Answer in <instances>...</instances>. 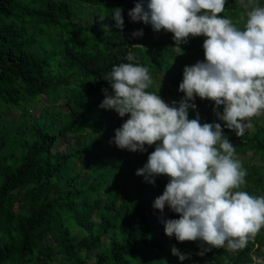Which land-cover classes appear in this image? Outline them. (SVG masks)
<instances>
[{
  "label": "trees",
  "instance_id": "obj_1",
  "mask_svg": "<svg viewBox=\"0 0 264 264\" xmlns=\"http://www.w3.org/2000/svg\"><path fill=\"white\" fill-rule=\"evenodd\" d=\"M76 1L0 0V264H252L251 255L264 257L263 228L237 252L199 255L207 245L169 237L165 222L180 214L154 207L169 177L153 184L136 174L155 145L120 149L115 129L130 114L100 107L102 89L112 91L103 78L129 62V52L153 81L158 75L147 91L179 102L184 68L204 59L206 37H189L179 54L173 33L153 39L149 24L131 19L137 0ZM115 8L123 10L122 31L111 18ZM220 15L235 21L244 9L226 0ZM191 103L190 119L199 113L202 124L221 123L236 156L246 157L240 190L264 196V125L253 117L240 137L218 119L214 101ZM60 141L68 146L56 149ZM173 246L188 258L181 261Z\"/></svg>",
  "mask_w": 264,
  "mask_h": 264
},
{
  "label": "clouds",
  "instance_id": "obj_2",
  "mask_svg": "<svg viewBox=\"0 0 264 264\" xmlns=\"http://www.w3.org/2000/svg\"><path fill=\"white\" fill-rule=\"evenodd\" d=\"M244 15L235 21L220 15L226 0H137L129 10L133 21L149 24L153 39L173 33L175 47L189 37L204 36V59L186 65L179 90L185 95L171 105L155 92L149 68L129 62L113 65L103 79L112 91L102 89L105 98L100 107L115 110L129 118L115 129L114 142L120 149L147 151L155 145L144 166L136 174L155 184L160 175L169 182L154 201L180 214L165 222V233L179 242L200 241L211 248L237 252L264 228V196L240 190L246 185L247 170L236 156L221 123H201L199 113L189 118L191 103L197 96L214 101L213 111L224 127L242 137L251 119L264 115V6L260 0H238ZM121 8L113 10L115 28H124ZM105 17H101L103 20ZM242 24V27L240 26ZM163 30V31H162ZM142 36L143 30L133 32ZM142 47V44H134ZM223 106V111H220ZM172 253L181 261L189 254L175 246ZM252 264H264V257L251 255Z\"/></svg>",
  "mask_w": 264,
  "mask_h": 264
},
{
  "label": "rangeland",
  "instance_id": "obj_3",
  "mask_svg": "<svg viewBox=\"0 0 264 264\" xmlns=\"http://www.w3.org/2000/svg\"><path fill=\"white\" fill-rule=\"evenodd\" d=\"M69 2L70 3H72L73 5H75V4H77V1L76 0H69ZM83 13H79L78 12V15H82ZM79 17V16H78ZM197 62V57L193 60V63L195 64ZM153 76H154V74H153ZM156 77H158V75H156L155 76V79H154V81L157 83L158 82V80H157V78ZM160 82V81H159ZM60 103H62V102H60ZM43 106V104H42V102L41 101H39V103H38V105H37V107L35 108V111L36 112H39L40 111V108ZM61 106H63V104H59V107H61ZM256 119H257V122H259V123H261V124H263L264 125V115H262V116H259V117H255ZM251 125H252V127L250 128V129H252L253 127H254V124L251 122ZM227 137H228V135H227ZM68 145H67V143L66 142H62V141H60L59 142V144H58V146H56V149H65L66 147H67ZM248 155H250V152H248L247 153ZM237 158L241 161V162H244L245 160H246V157H244L243 155H238L237 156ZM253 161H254V159H253ZM260 162H261V164L263 165V167H264V161H262V160H260ZM263 230H264V228H263ZM233 252V251H232Z\"/></svg>",
  "mask_w": 264,
  "mask_h": 264
}]
</instances>
